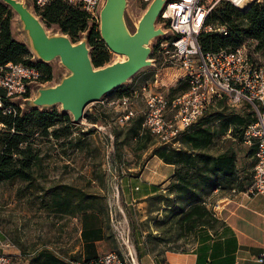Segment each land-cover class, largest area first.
<instances>
[{"label": "trees", "instance_id": "1", "mask_svg": "<svg viewBox=\"0 0 264 264\" xmlns=\"http://www.w3.org/2000/svg\"><path fill=\"white\" fill-rule=\"evenodd\" d=\"M34 10L41 16L47 27L57 26L65 34H69L73 41L79 39L81 31L90 28L88 40L93 65L97 67L108 63L110 59L108 48L103 41L96 45L94 37L96 35L100 37L99 29L95 31L89 25L85 10L62 0H50L42 7L34 4ZM13 17L11 8L0 2V64L8 61L25 62L42 71L40 82L51 81L53 79L51 65L33 62L26 45L19 42L12 34ZM207 21H218L226 25L227 34L222 35L218 31H202L199 35V43L203 51L235 47L243 43L246 38L254 41L255 49L260 50L264 47V2H253L244 11L225 2L223 8L212 10ZM181 86H185L184 90H186L188 82H181ZM131 91L132 88L118 95H128ZM0 100L4 105L10 102L5 98L2 87H0ZM216 102V105L212 104L214 110L209 113L206 120L197 126L192 124L180 135L179 139L184 147H173L162 143L153 147L151 152L174 167L173 176L165 190L166 195H161V199L168 206L162 209L161 216L155 217V224L160 233L153 235L152 239L155 242H163L167 249L173 250L171 242L182 237L191 238V243L197 244L194 251L197 253L198 264H205L200 256L206 254L210 248L211 255L214 257L212 262L234 264L232 254L219 258L217 256L219 255L217 240L229 229L208 205L209 196L215 189L232 192L244 189L251 184V172L243 165L238 167L235 149L227 147L212 153L206 148L216 136L224 135L227 131L241 139L244 128L248 123L254 122L256 116L253 110L248 109L250 107L248 104L245 107L246 112H240L237 109L225 107L226 102L222 98L217 99ZM16 107L15 114L3 113L0 108V123L3 124L0 128V181L20 179L33 183L37 176L33 172L43 159L34 135L38 133L54 139L63 135L70 140V144L72 142L70 127L74 124H70L69 114L60 113L56 107L50 110L30 109L25 112H22L18 104ZM142 120L143 117L136 118L130 130L131 136L137 138L139 148L146 146L145 141L140 143L139 129L142 128ZM60 121H63V125L58 127ZM213 121L217 123L215 128L209 124ZM253 152L252 147L251 153ZM49 192V199L44 203L55 210L72 215L75 211L85 212L87 209L94 208L93 203L90 202L94 194L84 192L73 185L61 184L50 188ZM221 226L224 229L219 232L218 228ZM30 261L32 264H70L47 248L36 252L30 257ZM212 262L207 264H214Z\"/></svg>", "mask_w": 264, "mask_h": 264}, {"label": "rangeland", "instance_id": "2", "mask_svg": "<svg viewBox=\"0 0 264 264\" xmlns=\"http://www.w3.org/2000/svg\"><path fill=\"white\" fill-rule=\"evenodd\" d=\"M224 3L225 1H221L214 8H223ZM31 4L34 7L33 0ZM140 7H142L141 3L136 0H128V9L134 19L143 10ZM13 14L15 15L14 12ZM217 22L211 21L214 24ZM88 23L95 31H98L99 19L88 18ZM11 27L14 37L20 39V36L16 34L14 22H11ZM168 38H157L153 43L151 54L154 59L153 66L142 69L128 81L127 85L116 88L111 95L104 96L111 99L125 90L131 88L136 90V95L131 98L137 113L129 122L118 123L117 112L112 107H103L99 101L91 102L84 108V116L78 123H73L70 120V124H74L70 127L72 130L70 144V140L63 135L57 139L38 133L34 135L40 147V155L43 156L41 164L33 172L34 175H37L35 182H25L20 179L0 181V240H10L12 246L10 249L19 250L20 259L15 258L16 254H14L13 264H32L30 257L44 248L66 260L73 254H77L78 215L81 211H75L70 215L57 209L56 211L44 203L50 196L48 190L61 184L73 185L81 188L84 192L94 194V197L90 199L94 208L107 207L109 212L110 209L114 211L112 216L115 223L114 230L116 232L115 227H117L123 233L122 238L118 237L121 245L126 249L125 252L127 251L128 235L132 233L133 229L131 228V219L139 218L138 210L140 209L136 204L127 205L124 202L127 189L123 185L124 182L120 180L123 175L120 169H125L129 177L138 175L137 169L126 170L132 158L152 154L153 147L162 144L156 137L140 128V143L145 141L146 146L139 148L137 138L131 136V125L136 118L143 117L145 95L150 88L157 90L161 86L160 81L166 84L169 96L185 89V86H181V82H185L184 70L175 66L170 67L168 60H165V57L171 56V48L158 50L160 41L164 42ZM94 39L96 45L103 41L97 35ZM244 42L252 49L253 59L259 63L264 62V49H255L254 41L249 38H246ZM108 53L110 54L108 62L119 57L109 49ZM58 68V64L53 62L51 70L57 72ZM157 72L159 76L156 87L153 80L154 73ZM214 105L208 106L193 125L197 126L206 120L209 113L214 110ZM224 106L228 108L227 104ZM246 106L233 108L240 112H246ZM248 109L252 110L250 107ZM209 124L214 128L217 127L216 121ZM61 125H63V121L58 123V127ZM2 127L0 124V128ZM179 137L177 145L184 147ZM213 140L206 148L209 152L217 153L227 147H232L236 150L238 167L243 165L251 171L255 161V155L251 153L254 145L244 143L236 135L232 136L230 131L224 135L216 136ZM155 205L157 204L155 203ZM129 211L133 212L132 217L128 215ZM191 242V238L182 237L171 242L170 245L173 250H190L195 245Z\"/></svg>", "mask_w": 264, "mask_h": 264}, {"label": "built area", "instance_id": "3", "mask_svg": "<svg viewBox=\"0 0 264 264\" xmlns=\"http://www.w3.org/2000/svg\"><path fill=\"white\" fill-rule=\"evenodd\" d=\"M50 0H34L42 7ZM87 12L89 19H99L97 5L100 0H62ZM142 9L150 0H136ZM225 1L244 11L253 2L264 0H168L159 13L157 23L170 29L166 41H160L159 51L171 48V56L165 57L170 67L184 70V79L188 82L186 90L168 95L164 82L160 81L157 90L145 95V107L141 127L163 144L178 146V137L192 126L217 99H224L229 108L249 105L256 120L244 128L241 139L255 146V161L252 165L250 191L264 197V62L252 57V49L245 43L235 47L219 48L215 51H203L199 43L202 31H218L227 34V26L211 23L207 19L216 4ZM163 37V38H164ZM252 40V39H251ZM155 48V47H154ZM264 49V47L262 48ZM42 71L25 62L0 64V87L10 102L4 105L0 100L3 113L15 114L17 111L13 99L27 96L29 82H38ZM154 85H158V72L154 73ZM145 88V86H144ZM136 90L126 95H115L111 99L98 100L102 106L112 107L117 112V122L124 124L136 115L132 98ZM2 126L3 124L0 123ZM232 192H235L234 190ZM212 210L216 204L208 202ZM119 237L123 233L117 227ZM1 241V240H0ZM129 241V240H128ZM5 246H11L8 239L2 240ZM14 256L0 252V264H13ZM70 264H136L132 251L125 253L110 250L94 258H67ZM258 261L264 262L260 253Z\"/></svg>", "mask_w": 264, "mask_h": 264}, {"label": "water", "instance_id": "4", "mask_svg": "<svg viewBox=\"0 0 264 264\" xmlns=\"http://www.w3.org/2000/svg\"><path fill=\"white\" fill-rule=\"evenodd\" d=\"M167 1L150 0L134 19L128 0H100L97 5L100 38L119 57L95 67L88 40L90 28L81 31L79 39L73 41L57 26L47 27L35 12L32 0H0L15 13L12 22L20 36L17 40L26 45L32 61L47 65L55 62L59 66L53 72L54 80L29 82V94L13 101L22 112L57 107L60 113L69 114L73 123H78L89 103L113 94L142 69L153 66V43L171 31L157 23Z\"/></svg>", "mask_w": 264, "mask_h": 264}, {"label": "crops", "instance_id": "5", "mask_svg": "<svg viewBox=\"0 0 264 264\" xmlns=\"http://www.w3.org/2000/svg\"><path fill=\"white\" fill-rule=\"evenodd\" d=\"M128 165L127 171L137 169L139 172L138 175L129 177L125 169H120L123 173L120 180L127 189L124 202L127 205L136 204L140 209L139 218L131 219L133 229L128 235L127 244V251H132L136 264H198L197 253L194 251L196 243L190 250L174 251L167 249L163 242H155L152 239L153 235L160 233L155 224V217L161 216L162 209L168 206L161 199V195H166L165 190L174 173L173 165L150 153L135 156ZM249 187L250 185L235 192L215 189L209 196V202L216 204L213 208L214 214L229 229L217 240V256L219 258L232 254L234 264H264L258 261L260 253L264 254V197L251 192ZM113 214L112 209L109 212L107 207H102L87 209L78 215L79 243L77 254L71 257L76 255L78 258L88 259L110 250L125 252L126 249L121 245L114 230ZM128 215L132 217L133 212L129 211ZM222 229V226L219 227V232ZM1 242L0 252L13 256L16 254L14 257L20 259L19 250L10 249L12 246H5ZM200 259H203L205 264L214 261L211 248L206 254H202Z\"/></svg>", "mask_w": 264, "mask_h": 264}]
</instances>
